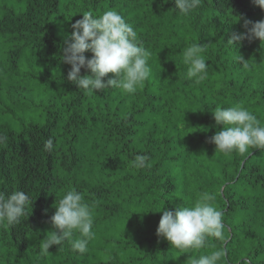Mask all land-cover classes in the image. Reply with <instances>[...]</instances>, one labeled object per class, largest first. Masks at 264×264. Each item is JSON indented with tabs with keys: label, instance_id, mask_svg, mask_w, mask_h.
Instances as JSON below:
<instances>
[{
	"label": "trees",
	"instance_id": "trees-1",
	"mask_svg": "<svg viewBox=\"0 0 264 264\" xmlns=\"http://www.w3.org/2000/svg\"><path fill=\"white\" fill-rule=\"evenodd\" d=\"M175 7V0H0V191L23 190L33 201L19 224L0 223V264H190L213 250L224 252L219 264H264V150L215 153L209 142L224 127L216 106L242 104L264 123V41L229 42L246 31L245 20H264V9L254 0H201L188 15ZM107 10L118 11L150 53L151 77L133 94L84 92L67 80L62 50L71 25L84 11ZM192 43L203 46L208 65L199 83L186 78L182 59ZM137 154L151 167H131ZM72 188L94 204V236L84 253L64 241L43 255L55 205ZM204 191L216 195L225 239L172 248L157 235L162 208L190 205Z\"/></svg>",
	"mask_w": 264,
	"mask_h": 264
},
{
	"label": "clouds",
	"instance_id": "clouds-1",
	"mask_svg": "<svg viewBox=\"0 0 264 264\" xmlns=\"http://www.w3.org/2000/svg\"><path fill=\"white\" fill-rule=\"evenodd\" d=\"M254 3L264 9V0H254ZM200 5L201 0H175V8L183 15L190 14ZM82 14V18L71 25L74 31L70 39H65L66 46L62 50V62L71 65L67 80L84 92L122 89L129 94L135 93L137 87H142L151 77L152 70L148 63L150 53L139 42L133 26L114 10H107L98 16L90 11ZM244 28L245 32L234 33L229 42L239 45L244 39L258 38L264 41V20H245ZM87 51L93 54L91 58L85 56ZM203 52V46L198 43H192L183 52L186 78L195 79L196 83L207 76L208 65ZM261 55L264 56V50ZM236 59L244 68L250 67L243 55ZM82 68L89 70V73L81 75ZM109 73L114 76L109 77ZM212 112L216 123L224 125L209 138V142L216 146L215 153L245 154L249 148L264 150V123L252 111L242 104H235L216 106ZM52 144L49 139L45 148L50 150ZM130 166L136 169L151 167L145 154L135 155ZM215 200L214 193L204 191L190 205L178 204L174 211L164 206L157 235L169 241L172 248L185 252L204 248L209 238L223 241L222 212L215 206ZM32 204L31 197L23 190L10 194L0 191V223L19 224ZM93 208L94 204L85 202L83 195L75 188L67 190L55 205V213L50 218L55 231L41 240V254L46 255L53 245L62 246L64 241L69 242L73 251L86 252L94 236ZM76 232L79 236L73 238ZM223 256L222 250H213L192 258L190 264H219Z\"/></svg>",
	"mask_w": 264,
	"mask_h": 264
}]
</instances>
